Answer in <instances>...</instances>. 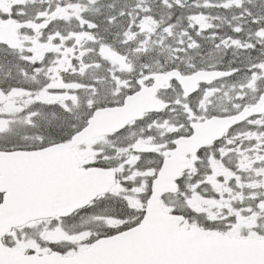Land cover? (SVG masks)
<instances>
[{
  "label": "snow or ice",
  "instance_id": "1",
  "mask_svg": "<svg viewBox=\"0 0 264 264\" xmlns=\"http://www.w3.org/2000/svg\"><path fill=\"white\" fill-rule=\"evenodd\" d=\"M0 264H264V0H0Z\"/></svg>",
  "mask_w": 264,
  "mask_h": 264
}]
</instances>
